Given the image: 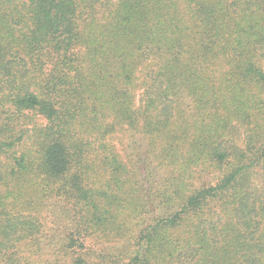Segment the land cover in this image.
Wrapping results in <instances>:
<instances>
[{"label":"trees","instance_id":"obj_1","mask_svg":"<svg viewBox=\"0 0 264 264\" xmlns=\"http://www.w3.org/2000/svg\"><path fill=\"white\" fill-rule=\"evenodd\" d=\"M0 264H264V0H0Z\"/></svg>","mask_w":264,"mask_h":264},{"label":"rangeland","instance_id":"obj_2","mask_svg":"<svg viewBox=\"0 0 264 264\" xmlns=\"http://www.w3.org/2000/svg\"><path fill=\"white\" fill-rule=\"evenodd\" d=\"M124 144H127V142L125 141V143Z\"/></svg>","mask_w":264,"mask_h":264}]
</instances>
